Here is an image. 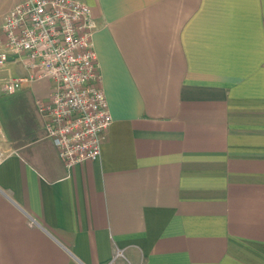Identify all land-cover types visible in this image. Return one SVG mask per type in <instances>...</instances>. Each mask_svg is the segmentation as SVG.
<instances>
[{
  "label": "crops",
  "instance_id": "crops-1",
  "mask_svg": "<svg viewBox=\"0 0 264 264\" xmlns=\"http://www.w3.org/2000/svg\"><path fill=\"white\" fill-rule=\"evenodd\" d=\"M79 1L113 122L69 171L53 82L15 93L35 110L1 122L0 264H264V0Z\"/></svg>",
  "mask_w": 264,
  "mask_h": 264
},
{
  "label": "built area",
  "instance_id": "built-area-1",
  "mask_svg": "<svg viewBox=\"0 0 264 264\" xmlns=\"http://www.w3.org/2000/svg\"><path fill=\"white\" fill-rule=\"evenodd\" d=\"M95 31L93 9L85 2L26 0L8 13L0 32V91L13 95L27 83L53 82L47 100L37 99L36 107L46 137L69 171L100 157L113 122L101 86ZM10 63L21 64L27 74L13 75Z\"/></svg>",
  "mask_w": 264,
  "mask_h": 264
},
{
  "label": "rangeland",
  "instance_id": "rangeland-1",
  "mask_svg": "<svg viewBox=\"0 0 264 264\" xmlns=\"http://www.w3.org/2000/svg\"><path fill=\"white\" fill-rule=\"evenodd\" d=\"M10 4H11V1H7V3H5L4 6L1 7V10H0V12H1L0 13V32L2 31V24L4 23V20H5V19H3V17H4L3 14H5V10H7V8L9 7ZM21 95L22 94L10 95V94H4L3 92H0V111H2V108L7 106V105H13V107H15V108H12V110H11L12 112L14 111L13 113H18V112L19 113H26L25 112V108H23L25 106L30 108L31 113L34 112V110H35V108H34L35 107V105H34L35 100H34V98H32L31 92L30 91L29 92L26 91L25 92V96L26 97H24V98H21L20 97ZM16 98L17 99L21 98V99L24 100V102H23V104L21 106L20 105L18 106L16 104V100H15ZM30 110L28 109L27 112L30 113ZM1 117H2L3 120H1ZM10 118H11V114L8 115L7 112L5 111V109H3V116H2V112H0V122L3 121L5 123L6 120H9V123L14 122Z\"/></svg>",
  "mask_w": 264,
  "mask_h": 264
},
{
  "label": "trees",
  "instance_id": "trees-1",
  "mask_svg": "<svg viewBox=\"0 0 264 264\" xmlns=\"http://www.w3.org/2000/svg\"><path fill=\"white\" fill-rule=\"evenodd\" d=\"M7 108H8V110L10 111V113H11V118L10 119H12L14 122H12V123H9V120H7V123H9V124H11L12 126L13 125H16V124H18V122H19V120L18 121H15L14 119L15 118H17V114L16 113H13L11 110H12V105H7ZM11 109V110H10ZM0 112H2V116H3V108H2V111H0ZM2 118V117H1ZM4 118V117H3ZM5 123H6V121H5ZM6 123V124H7ZM8 125V124H7Z\"/></svg>",
  "mask_w": 264,
  "mask_h": 264
}]
</instances>
